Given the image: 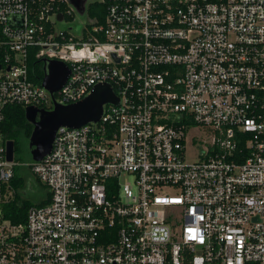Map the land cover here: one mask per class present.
Masks as SVG:
<instances>
[{
	"label": "built area",
	"instance_id": "built-area-1",
	"mask_svg": "<svg viewBox=\"0 0 264 264\" xmlns=\"http://www.w3.org/2000/svg\"><path fill=\"white\" fill-rule=\"evenodd\" d=\"M96 2L75 33L69 0H0V122L98 83L118 98L39 161L0 142V264H264V0ZM30 51L66 65L53 96ZM15 166L49 195L24 223L1 209Z\"/></svg>",
	"mask_w": 264,
	"mask_h": 264
},
{
	"label": "water",
	"instance_id": "water-1",
	"mask_svg": "<svg viewBox=\"0 0 264 264\" xmlns=\"http://www.w3.org/2000/svg\"><path fill=\"white\" fill-rule=\"evenodd\" d=\"M69 0L74 12L86 13V6L94 2L89 0ZM57 20L62 22V14H57ZM77 26L70 25L68 29L79 33L82 20H76ZM11 23L14 18H11ZM42 86L53 96V93L61 86L67 77L68 69L64 62L57 60L42 59ZM118 103V98L112 91L109 83H98L88 95L73 103L62 104L53 99L52 108L45 109L29 105L24 107L26 120L32 125L28 139V148L32 161L41 160L51 150L56 130L59 126L78 127L87 122L99 120L103 104ZM6 159L12 161L14 155V143L12 140L5 141Z\"/></svg>",
	"mask_w": 264,
	"mask_h": 264
},
{
	"label": "trees",
	"instance_id": "trees-1",
	"mask_svg": "<svg viewBox=\"0 0 264 264\" xmlns=\"http://www.w3.org/2000/svg\"><path fill=\"white\" fill-rule=\"evenodd\" d=\"M104 6L99 2H91L87 6V14L91 18L96 17L97 22H102L104 18ZM29 72L35 76V81L39 82L43 76L42 61L33 51L29 52ZM34 78V77H33ZM32 130V125L26 120L24 106L20 104H10L5 108V117L0 122V142L12 140L14 143V161L30 162L31 157L27 146ZM243 145V144H241ZM243 147V146H240ZM35 179H37L35 177ZM24 177L20 173V166H15L14 176L11 180L14 186L13 197L1 205L3 218L12 223H24L27 209L35 204L23 197ZM44 191V197L37 204L47 202L49 195L46 187L37 179Z\"/></svg>",
	"mask_w": 264,
	"mask_h": 264
},
{
	"label": "rangeland",
	"instance_id": "rangeland-1",
	"mask_svg": "<svg viewBox=\"0 0 264 264\" xmlns=\"http://www.w3.org/2000/svg\"><path fill=\"white\" fill-rule=\"evenodd\" d=\"M89 0H86L85 3L87 4ZM97 1V0H94ZM75 18L71 21V19H65L62 20V22L57 23L58 27L64 29L69 27L70 25L77 26V19L78 20H86L87 16L85 14H79L77 11L74 12ZM202 150H196L190 149L187 152L188 159L197 157V154H202ZM20 173L24 177V186H23V197L26 199L31 200L34 203H37L43 196L44 191L42 190V187L40 183L35 179V176L29 171V168L26 166H20Z\"/></svg>",
	"mask_w": 264,
	"mask_h": 264
},
{
	"label": "crops",
	"instance_id": "crops-1",
	"mask_svg": "<svg viewBox=\"0 0 264 264\" xmlns=\"http://www.w3.org/2000/svg\"><path fill=\"white\" fill-rule=\"evenodd\" d=\"M43 197H44V196H43ZM43 197H42V198H43ZM42 198H41V199H42Z\"/></svg>",
	"mask_w": 264,
	"mask_h": 264
}]
</instances>
